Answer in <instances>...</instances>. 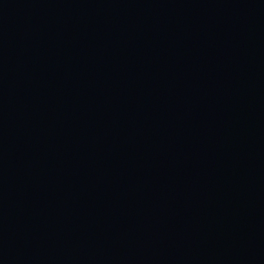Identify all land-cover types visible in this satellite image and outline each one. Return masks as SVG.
Returning a JSON list of instances; mask_svg holds the SVG:
<instances>
[{
    "label": "water",
    "instance_id": "95a60500",
    "mask_svg": "<svg viewBox=\"0 0 264 264\" xmlns=\"http://www.w3.org/2000/svg\"><path fill=\"white\" fill-rule=\"evenodd\" d=\"M0 264H264V0H0Z\"/></svg>",
    "mask_w": 264,
    "mask_h": 264
}]
</instances>
